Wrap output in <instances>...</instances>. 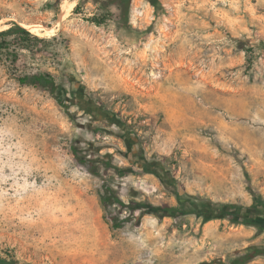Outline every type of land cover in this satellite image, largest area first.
<instances>
[{
    "label": "rangeland",
    "instance_id": "1",
    "mask_svg": "<svg viewBox=\"0 0 264 264\" xmlns=\"http://www.w3.org/2000/svg\"><path fill=\"white\" fill-rule=\"evenodd\" d=\"M80 1L0 0V31L44 30L27 28L38 39L17 62L0 59V256L219 264L264 247L256 226L150 209L178 194L250 205L246 172L264 198V0H134L124 27L93 23L97 6L77 12ZM43 72L64 91L18 79ZM144 159L163 178L120 173ZM107 188L123 203L104 205ZM41 212L65 219L61 232L36 223Z\"/></svg>",
    "mask_w": 264,
    "mask_h": 264
},
{
    "label": "trees",
    "instance_id": "2",
    "mask_svg": "<svg viewBox=\"0 0 264 264\" xmlns=\"http://www.w3.org/2000/svg\"><path fill=\"white\" fill-rule=\"evenodd\" d=\"M62 1V0H58ZM85 0H81L75 7V11L81 8ZM134 0H91L97 6V12L91 16L90 19L93 23L101 25L110 19H114L121 27H124L129 22L131 6ZM149 3L155 7H158L160 0H148ZM38 39L27 28L15 23L7 29L0 31V59L3 57L7 61L17 62L19 60L18 50L28 48L30 49L34 41ZM250 53L252 48H246ZM19 81L22 84L31 85L37 89L48 91L52 94H56L58 91H64L63 86L56 83L54 77L50 73H34L19 76ZM62 102V99L59 98ZM141 166L120 168V173L125 171L140 172L147 171L155 173L163 178L162 174L157 171L158 166L152 162H148L146 159L140 160ZM137 164V163H136ZM247 176V188L253 197V202L250 205H243L239 203H225L219 206L213 205L209 202H203L198 205L192 202L187 196L178 194L177 205H162V206H150V209L158 214L160 217L169 216L177 218L180 216L195 214L203 220H209L211 218H227L232 222L253 225L260 231H264V198L263 195L257 191L252 183L251 176L246 172ZM168 182L172 184L173 180L169 179ZM106 195L102 196V202L104 205L109 203H123L118 197H112V190L106 189ZM178 191V190H177ZM178 193H180L178 191ZM115 194V193H114ZM116 195V194H115ZM114 195V196H115ZM133 209L136 206H132ZM114 221V220H113ZM114 224L120 226L117 219ZM264 256V247L254 246L247 250L245 253L231 257L228 261H220L219 264H247L250 260L257 256ZM0 264H22L18 259L10 257L0 256ZM199 264H215L214 261H203Z\"/></svg>",
    "mask_w": 264,
    "mask_h": 264
},
{
    "label": "bare ground",
    "instance_id": "3",
    "mask_svg": "<svg viewBox=\"0 0 264 264\" xmlns=\"http://www.w3.org/2000/svg\"><path fill=\"white\" fill-rule=\"evenodd\" d=\"M66 2V1H65ZM65 5V4H64ZM65 7V6H64ZM65 9H67V8H65ZM69 10V9H68ZM65 11V10H64ZM63 12V11H62ZM61 12V13H62ZM65 13V12H64ZM67 13H69V12H67ZM66 13V14H67ZM63 15V14H62ZM65 16V15H64ZM62 17V16H61ZM60 20H61V18H60ZM35 24V23H34ZM60 24H61V22H60ZM60 24H58L57 23V25H60ZM3 25H2V21H0V28L2 27ZM25 26L29 29V30H31V31H33L34 33H38V34H40V33H42L44 30L43 29H41L40 28V26L39 25H26L25 24ZM43 26V25H42ZM47 29V28H46ZM49 29V28H48ZM47 29V30H48ZM56 29V28H55ZM57 30V29H56ZM47 32V31H46ZM27 197V196H26ZM46 198V197H45ZM48 202V201H47ZM38 203V202H37ZM43 203V202H42ZM35 204V203H34ZM39 204V203H38ZM37 204V207L39 206ZM41 205H43V204H41ZM45 205H46V203H45ZM28 206V205H27ZM26 206V207H27ZM46 206H48V205H46ZM42 207V206H41ZM32 208V207H31ZM30 208V209H31ZM43 208H44V206H43ZM48 208V207H47ZM36 209V208H35ZM42 209V208H41ZM49 209V208H48ZM21 210H22V208H21ZM25 210H27V209H25ZM33 210V209H32ZM24 211V210H23ZM38 211V210H37ZM36 211V212H37ZM47 211V210H46ZM31 212H33V211H31ZM38 213V212H37ZM47 213V212H46ZM49 214V213H48ZM47 214V215H48ZM45 216H46V214H45ZM43 214H42V212H41V214L37 217V221H36V223H38V224H41V225H43L44 227L46 226H48V227H50V228H52L53 229V231L54 232H61V230L63 229V223L65 222L63 219H59L58 218V220H56V221H54V222H52V221H49L48 219H46V217H45ZM33 217V216H32ZM32 219V218H31ZM46 220H48L49 222H47ZM51 220V219H50ZM25 222V221H24ZM35 222V221H34ZM33 223V222H32ZM34 224V223H33ZM38 224H36V225H38ZM35 229V228H34Z\"/></svg>",
    "mask_w": 264,
    "mask_h": 264
}]
</instances>
